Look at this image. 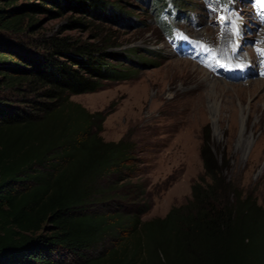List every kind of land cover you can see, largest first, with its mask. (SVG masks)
Returning a JSON list of instances; mask_svg holds the SVG:
<instances>
[{
    "label": "trees",
    "instance_id": "1",
    "mask_svg": "<svg viewBox=\"0 0 264 264\" xmlns=\"http://www.w3.org/2000/svg\"><path fill=\"white\" fill-rule=\"evenodd\" d=\"M18 3L0 0V264H264V205L224 173L210 133L191 197L145 219L153 200L137 142L106 140V114L72 99L131 77L121 65L140 58L70 35L28 48L11 40L35 32L40 12L106 16L119 7Z\"/></svg>",
    "mask_w": 264,
    "mask_h": 264
},
{
    "label": "rangeland",
    "instance_id": "2",
    "mask_svg": "<svg viewBox=\"0 0 264 264\" xmlns=\"http://www.w3.org/2000/svg\"><path fill=\"white\" fill-rule=\"evenodd\" d=\"M33 1L39 0L18 4ZM108 1L119 8L106 16L70 7L59 14L37 13L35 32L30 28L13 33L11 40L28 48L38 37L70 35L143 62H125L121 66L133 68L131 77L107 81L72 99L106 114L102 131L106 140L128 135L137 142L153 200L145 219L165 216L191 197L193 182L204 172L201 146L206 133L224 173L246 192L253 191L264 205V79L254 71L226 77L217 69L226 62L213 44L232 40L234 33L226 30L214 1L185 0L177 17L162 13L166 8L162 0ZM238 3L244 32L235 58L257 65L254 48L264 41V24L254 21L250 0ZM226 7H232L228 16L233 17L237 8ZM165 21L173 25L171 30L165 29ZM205 42L211 46L210 60L205 57Z\"/></svg>",
    "mask_w": 264,
    "mask_h": 264
},
{
    "label": "snow or ice",
    "instance_id": "3",
    "mask_svg": "<svg viewBox=\"0 0 264 264\" xmlns=\"http://www.w3.org/2000/svg\"><path fill=\"white\" fill-rule=\"evenodd\" d=\"M262 2H264V0H262Z\"/></svg>",
    "mask_w": 264,
    "mask_h": 264
},
{
    "label": "bare ground",
    "instance_id": "4",
    "mask_svg": "<svg viewBox=\"0 0 264 264\" xmlns=\"http://www.w3.org/2000/svg\"><path fill=\"white\" fill-rule=\"evenodd\" d=\"M260 22V21H259ZM262 82V81H261ZM260 84V83H259Z\"/></svg>",
    "mask_w": 264,
    "mask_h": 264
}]
</instances>
